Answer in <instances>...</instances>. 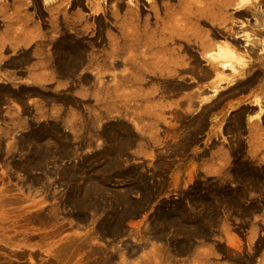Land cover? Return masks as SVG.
I'll use <instances>...</instances> for the list:
<instances>
[{"label":"rangeland","instance_id":"1","mask_svg":"<svg viewBox=\"0 0 264 264\" xmlns=\"http://www.w3.org/2000/svg\"><path fill=\"white\" fill-rule=\"evenodd\" d=\"M162 1L176 7V1ZM207 1L212 20L195 23V31L214 48L203 54L205 50L194 47L196 64L181 41V46L173 44L177 51L167 45L170 56L178 58V66L169 67L179 69L171 75L182 76L177 79L153 69L159 65L156 58L164 55L160 47L148 48L150 56L157 52L158 65L153 55L146 56L149 50L139 44L141 17L135 20L132 4L124 21H129L127 45L140 55L147 51L143 54L150 63L142 64L145 69L139 63L142 55L136 54L137 59L135 52L130 61L103 59V52H110L106 31L122 43L113 23L125 7H116L115 15L102 20L106 31L99 34L95 11L104 7L113 14L114 2L0 0V264H264V6L255 17L263 19L258 25L249 16L233 18L237 0H227L225 8L215 0L214 10L215 1ZM142 3L139 0L136 8L141 16L146 13ZM239 23H254L256 31L243 30L235 45L229 34L210 35L212 26L226 31ZM245 35L251 37L246 40ZM64 37L91 57L78 66L75 49L53 46ZM129 38L140 41L135 42L138 48ZM215 45L243 58L233 65L238 72L219 64L214 70L208 64ZM19 56L24 63L21 58L12 65L10 60ZM33 73L35 78L28 76ZM251 73L258 75V83L246 84ZM242 84L246 87L240 88ZM254 98L260 99L252 103ZM254 123H259L256 128ZM123 137L129 141L124 150Z\"/></svg>","mask_w":264,"mask_h":264},{"label":"bare ground","instance_id":"2","mask_svg":"<svg viewBox=\"0 0 264 264\" xmlns=\"http://www.w3.org/2000/svg\"><path fill=\"white\" fill-rule=\"evenodd\" d=\"M103 1V0H102ZM108 1V6L111 4V2H114L113 4H111V9L113 10V14H110L107 10L105 11L103 8L104 7H100L101 8V12L99 13V12H97V11H99V10H96L95 11V14L94 15H96L97 16V19H96V22H97V26H95L97 29H96V31H98V33L99 34H104V32L103 31H106V30H104V29H106L105 28V24H106V26H107V23H104V22H102V20L104 21V19L106 18V17H108V15H109V18H110V16L112 15H115L114 13H117L116 11L117 10H115V8L117 7V8H124V12L121 14L122 16L121 17H115V19H114V23L111 21V23H113L114 25L116 24L117 25V30H118V35H119V39H120V42H122L121 44H117V38L116 39H114L113 37H111V36H109L107 33V31H106V35L104 34L103 36H106V38H107V47H108V49L110 50V52H107L108 50L106 49V52L107 53H105V52H103V55H104V58L103 59H105V60H108V59H111V60H113L114 61V63H115V61H117L116 59H118V58H121V60H125V59H127V60H129L130 61V59H129V57L128 56H130V54H131V56L134 54V52H135V58H137V59H139L138 57H136V54H139V57H141V55H142V57L143 58H141L140 60H139V63H140V65H138L137 63H135L136 64V66L138 65V66H140V67H142V66H144V65H146V62H148V63H150L148 60H146L147 58L146 57H144V54H143V52H147V51H144V49L143 50H141L142 52V54L140 55V51H137V53H136V50L134 51L133 49H135L134 47H132L133 49V51L134 52H132V51H130L129 50V46H131V45H127V41H128V39H127V37H128V34H127V32H126V30L128 29V27H129V24H126V23H128V22H126V23H124V21L126 20V18L127 19H129L127 16H128V14H130V13H128V12H131V11H129V6H128V3L129 4H132V7H133V9L135 10V11H133L134 13H131L132 15H134V18H135V20L137 19L138 20V14H139V17H141L140 18V27L139 28H141V30H140V32H141V41L142 42H138V39H137V41L135 40V39H132V38H129V40H130V44H133V43H131V41L133 40H135L134 41V43L135 42H137V43H139V44H141V47H143V45H144V47L147 49V50H149L151 47H154V46H156V47H160V50L162 51V53H163V57L160 59V57H159V53H158V57L159 58H156L157 60H160V61H157L158 62V64L155 62V55H157L156 53L157 52H153V56H154V58H152L153 56L151 55L150 56V54L152 53L150 50H149V54L147 55L146 54V56H149L148 58H152L153 60H154V65H158L157 67H155V66H153V69H156L155 70V72L157 73V74H159V75H165L166 77L167 76H170L171 77V75H173L176 71H178V70H176L175 72H173L174 70L172 69V68H176L177 66H178V63L176 62V60L178 59V58H176V60L175 59H173V57H171L170 55H172V54H170V51H171V49H173L171 46H173V44L174 43H176V42H179V41H181V43L183 44V46L182 47H184L185 49H186V51L188 52H190L191 54H192V58H193V60L194 61H192L193 63L196 61V59L198 60V58H196V56H193V54H194V52L192 51V49L195 47L197 50H201V52L203 53L204 52V50L206 51V52H204L203 54H205V53H208V51H210L211 49H212V47H213V44H212V46H211V44L210 43H208V40H207V38H206V40L207 41H203V40H201L200 38H199V36H198V32L197 31H195L196 30V28L197 27H195V23H199L200 21V23H202V22H205L206 23V21L208 22V21H211L212 19L210 18V15H209V12H210V10L208 11V9H210V8H207L209 5L208 4H206V5H208V6H205V3L202 1V0H173V1H176V7H174V6H170V5H165L164 4V2L165 1H162V0H157V4H152L151 3V1L149 0H143V5H145L144 7H146V8H144L145 10V14L143 13L142 14V16H141V11L138 9L137 11H136V8H138V6H139V4H138V2H139V0H107ZM145 1V2H144ZM156 1V0H155ZM207 1V0H206ZM215 0H213V2H214ZM230 1V3H232V1H234V0H229ZM229 1H228V3H229ZM106 2V1H105ZM163 2V3H162ZM212 3V2H210V0H208L207 1V3ZM258 2H260L261 4H262V6L260 7L259 6V3ZM93 3V2H92ZM110 3V4H109ZM166 3V2H165ZM227 3V0L226 1H224V0H221L220 1V3L218 4V1H215L211 6H212V8L211 9H213V8H215L216 6H218L219 5V7H220V5L221 6H228L229 4ZM235 3V2H234ZM90 4V3H89ZM95 3H93V5H94ZM141 4V5H142ZM218 4V5H217ZM96 5V4H95ZM236 6H235V8H236V12H235V14H236V16L237 17H233V18H238V17H243V16H249V17H251V19H253V18H255L256 16H258V15H262V11H263V6H264V0H259V1H255V0H237V3L235 4ZM99 7V6H98ZM222 7V8H223ZM99 8V9H100ZM177 9V11H175L176 9ZM225 8V7H224ZM234 8V9H235ZM97 9V8H96ZM109 9V8H108ZM110 9V10H111ZM217 9V8H216ZM219 10L218 11H220V8H218ZM233 9V10H234ZM94 10H95V8H94ZM131 10H132V8H131ZM206 10H207V12H206ZM214 10V9H213ZM222 10V9H221ZM261 10V11H260ZM128 11V12H127ZM112 12V11H111ZM264 12V11H263ZM97 13H99V14H97ZM128 13V14H127ZM233 13V12H232ZM231 13V14H232ZM231 14H230V16H231ZM161 15H162V17H161ZM234 16V15H233ZM91 17H93V16H91ZM129 17H130V15H129ZM260 17V16H259ZM264 17V16H263ZM96 18V17H95ZM133 18V17H132ZM133 18V19H134ZM257 18V17H256ZM255 18V19H256ZM130 19H131V17H130ZM192 19V20H191ZM153 20V21H152ZM257 20V19H256ZM256 20H254L255 22H256ZM260 20L262 21L263 19H261L260 18ZM107 21V20H106ZM105 21V22H106ZM127 21V20H126ZM131 21V20H130ZM133 21V20H132ZM192 21H195V22H192ZM261 21H258L257 20V24L259 25V22L261 23ZM248 22V21H247ZM254 22V23H255ZM104 23V24H103ZM249 23V22H248ZM254 23L253 24H251V26H248V27H243L242 26V24L241 23H239L240 25L238 26V27H240V28H242V29H238V27L235 29L234 27H230L229 29H227L226 31H220V30H218L217 28H215V27H213L212 26V28H210L211 29V34L210 35H217V36H220V35H218L219 33H221L222 35H224V36H226L227 34H229V36L227 35V37L230 39L231 37H233V38H231V40L233 39V40H235V43H233L234 45L236 44V39H239V37L240 36H242V35H240V33H243L244 31L243 30H245V29H250L251 31L253 30V29H255V30H253V31H256V27H254L255 25H254ZM207 24V23H206ZM236 24V23H235ZM131 25H133V23L131 24ZM130 25V26H131ZM232 25V24H231ZM233 25H234V23H233ZM249 25V24H248ZM85 26V25H84ZM83 26V27H84ZM134 26H135V24H134ZM138 26V25H137ZM208 26V25H207ZM230 26V25H229ZM260 26H262V27H264V25H262V24H260ZM93 27V26H92ZM114 27H116V26H114ZM132 27V26H131ZM130 27V28H131ZM259 26H257V28H258ZM137 29V28H135V27H132V29ZM115 29V30H116ZM131 30V29H130ZM129 30V31H130ZM139 30V29H138ZM138 30H136L137 32H138ZM94 31V30H93ZM131 31H133V33L135 32L134 30H131ZM131 34H132V32H130ZM129 33V34H130ZM63 34H65V33H63ZM131 34H130V37H131ZM135 34L136 35H138L136 32H135ZM135 34H134V36H135ZM66 35V34H65ZM97 35V34H96ZM140 35V34H139ZM139 35H138V37H139ZM209 35V36H210ZM62 36H64V35H62ZM67 36V35H66ZM99 36V35H98ZM133 36V35H132ZM216 36V37H217ZM96 37V36H95ZM102 37V36H101ZM118 37V36H117ZM136 37V36H135ZM137 37V38H138ZM222 38H223V36H221ZM245 37V39L246 38H249V37H251V36H244ZM63 38V37H62ZM67 38V37H66ZM68 38H70V37H68ZM96 38H98V37H96ZM103 38V37H102ZM105 38V39H106ZM134 38V37H133ZM192 39H194V42L193 43H191L192 42ZM210 39H212L211 37H210ZM217 39V38H216ZM215 39V40H216ZM227 39V38H226ZM232 40V41H233ZM246 40H248V39H246ZM253 40V39H252ZM70 41V40H69ZM103 41V40H102ZM132 41V42H133ZM213 41V40H212ZM225 41H227V40H225ZM61 42V43H60ZM71 42V41H70ZM119 42V43H120ZM214 42V41H213ZM55 43H57L56 44V46L54 45V43H53V46L54 47H56V48H64V49H66L67 51H69V50H74L77 46H75V45H71V44H69V42L67 43V39H65V37H64V40L63 41H59V42H56L55 41ZM96 43H97V41H96ZM137 43H135V44H137ZM142 43H143V45H142ZM181 43L179 42L178 44H180V45H178V46H181ZM61 44H63V45H61ZM78 44V43H77ZM98 44V43H97ZM100 44V43H99ZM128 44H129V42H128ZM139 44H137V45H135L136 46V48H138V46H139ZM197 44V45H196ZM217 44V43H216ZM226 44V43H225ZM228 44H230V43H227L226 45H228ZM167 45H169V47H171V49H168L167 48ZM174 46L176 47V45L174 44ZM173 46V47H174ZM177 46V47H178ZM209 46H211L210 48H209ZM216 47H215V50H216V54H215V56H211L210 58H206L207 59V62H208V64L215 70L216 68H217V65L219 64L220 65V68L221 69H224L223 67H228L229 69H230V71L232 70L231 69V67L234 69V71L236 72L237 70H236V68H234V66L236 65V64H239L240 63V61H242L243 60V58H242V60L238 57V55L235 53V50L234 51H228V48L227 49H223L224 47H222V45H220L219 47L217 46V45H215ZM231 46V45H230ZM143 47V48H144ZM175 47H174V49H175ZM229 47V46H228ZM235 47V46H234ZM55 48V49H56ZM149 48V49H148ZM179 48V47H178ZM214 48V47H213ZM237 48V47H236ZM236 48H234V49H236ZM1 49V48H0ZM102 49H104V48H102ZM140 49V48H139ZM139 49H137V50H139ZM142 49V48H141ZM145 49V50H146ZM177 49V48H176ZM175 49V50H176ZM180 49V48H179ZM185 49H183V50H185ZM207 49V50H206ZM208 49H210V50H208ZM54 50V49H53ZM159 49H157L156 51H158ZM182 50V51H183ZM213 50V49H212ZM214 50V51H215ZM65 51V50H64ZM100 51H102V50H100ZM177 51V50H176ZM71 52V51H70ZM92 52V51H91ZM139 52V53H138ZM198 52V51H197ZM200 52V51H199ZM62 53H64V52H62ZM67 53H69V52H67ZM72 53V52H71ZM70 53V54H71ZM78 53V54H77ZM90 53V52H89ZM99 53V52H98ZM154 53H155V55H154ZM162 53H160V55H162ZM174 53H175V51H174ZM179 52H177V54H178ZM190 53H189V56H190ZM196 53V52H195ZM250 53V52H249ZM57 54V53H56ZM55 54V55H56ZM251 54H252V52H251ZM254 54V53H253ZM259 54V53H258ZM23 55V57H24V55L25 54H22ZM67 55V54H66ZM73 55H74V53H73ZM95 55V54H94ZM93 55V56H94ZM126 55H127V57H126ZM196 55V54H195ZM53 56V55H52ZM69 56V55H68ZM72 56V55H71ZM92 56V57H93ZM96 57L95 58H98L99 56L98 55H95ZM98 56V57H97ZM180 56V55H179ZM201 56V55H200ZM251 56V55H250ZM20 57V58H19ZM19 57H16V58H12L10 61H11V63H12V65H18V64H20V62H21V58H22V56H19ZM54 57V56H53ZM53 57H51V59L53 58ZM65 57V56H64ZM73 57V56H72ZM87 57H91L90 55L88 56L87 54L85 55V56H83V53H82V49H81V46L78 44V50L77 49H75V55H74V60L75 61H78V66H79V64H81V63H83V62H85V59H87ZM101 57H102V55H101ZM134 57V56H133ZM157 57V56H156ZM182 57V55L180 56V59H182L181 58ZM184 57V56H183ZM207 57V56H206ZM59 58H60V60H62L61 59V56H59ZM63 58V57H62ZM69 59L71 58V57H68ZM145 58V59H144ZM189 58V57H188ZM203 58H205V57H203ZM252 58V57H251ZM23 59V58H22ZM26 59V58H25ZM91 59V58H90ZM89 59V60H90ZM185 59L186 58H184V62H188L189 63V61L190 60H188L187 59V61H185ZM190 59V58H189ZM240 59V60H239ZM55 60H56V58H55ZM71 60V59H70ZM89 60H88V63H94V62H92V61H95V60H93V58H92V60L89 62ZM98 60V59H97ZM9 61V62H10ZM26 61V60H25ZM57 61V60H56ZM55 61V62H56ZM63 61V60H62ZM61 61V62H62ZM68 61V60H67ZM74 61V63L76 64L77 62H75ZM120 61V60H119ZM128 61V62H129ZM135 61H138V60H136L135 59ZM180 61H183V60H180ZM58 62H60V61H58ZM70 61H68V62H66V63H69ZM99 62H100V60H99ZM102 62H105V61H103L102 60ZM108 62V61H107ZM109 62L111 63V61L109 60ZM122 62V61H121ZM191 62V61H190ZM244 62H245V60H244ZM22 63H24V59H23V62ZM71 63H72V61H71ZM91 63H90V65H91ZM123 63V62H122ZM130 63V62H129ZM147 63V64H148ZM156 63V64H155ZM182 63V62H181ZM186 63H183V64H186ZM196 63V62H195ZM242 63V62H241ZM249 63V62H248ZM10 64V63H9ZM55 64V63H54ZM61 64H63V63H61ZM96 64V63H95ZM104 64H106V63H104ZM103 64V65H104ZM127 63L125 62V65H126ZM142 64H144V65H142ZM197 64V63H196ZM58 65V64H57ZM70 65V64H69ZM69 65H67V68H68V66ZM97 65H99V63L97 64ZM111 65H112V63H111ZM110 65V66H111ZM125 65H122L123 67L125 66ZM129 65H134V64H132V62L129 64ZM129 65H127V66H129ZM234 65V66H233ZM245 65V64H244ZM247 65V64H246ZM262 65V64H261ZM10 66V65H9ZM92 66H94V65H92ZM116 66H118V65H116ZM135 66V67H136ZM138 66H137V68H138ZM147 66V65H146ZM172 66V68H169V67H171ZM230 66V67H229ZM248 66V65H247ZM258 66V65H257ZM11 67V66H10ZM16 67V66H15ZM18 67V66H17ZM66 67V66H65ZM77 67V66H76ZM75 67V68H76ZM155 67V68H154ZM185 67V66H184ZM188 66H186V68H187ZM193 66L191 65V68H192ZM72 68V67H71ZM126 68V67H125ZM137 68H135V69H137ZM143 68V67H142ZM145 68H147V67H145L144 66V69ZM181 68V67H180ZM101 69H103V68H101ZM127 69V68H126ZM144 69H141L140 68V70H144ZM169 69H172V70H169ZM192 69H194L195 70V68H192ZM192 69L190 70V71H192ZM245 69V68H244ZM69 70V69H68ZM72 70V69H71ZM99 70V69H98ZM138 70V69H137ZM145 71V70H144ZM144 71H142V72H144ZM147 71V70H146ZM181 71V70H180ZM183 71H186L187 73H188V71H189V69H187V70H185V68H184V70ZM182 71V72H183ZM233 71V70H232ZM247 71V70H246ZM245 71V72H246ZM60 72H62V71H60ZM139 72V71H138ZM137 72V73H138ZM141 72V71H140ZM172 72H173V74H172ZM196 72V71H195ZM238 72V71H237ZM249 72V71H248ZM261 72V71H260ZM136 73V72H135ZM179 73V72H178ZM192 73L194 74V71H192ZM192 73H190V74H192ZM232 73V72H231ZM243 73H244V71H243ZM247 73V72H246ZM252 73H254V72H252ZM251 73V78L252 79H250L248 82H246V84L248 83H250V84H253L252 82H254V81H256L257 82V80H258V75H254L253 77H252V74ZM139 74V73H138ZM153 74V73H152ZM177 74V73H176ZM180 74H181V72H180ZM247 74H249V73H247ZM257 74V73H256ZM264 74V73H263ZM205 75H207V73L205 74ZM212 75V74H211ZM86 76V75H85ZM136 76H137V74H136ZM174 76H175V74H174ZM177 76H179L178 74H177ZM176 76V77H177ZM204 76V75H203ZM232 76V75H231ZM235 76H237L236 74L235 75H233V77H235ZM245 76H247V75H245ZM131 77V76H130ZM133 77V76H132ZM176 77H171V78H176ZM182 77V76H181ZM180 76H179V78H181ZM232 77V78H233ZM250 77V76H249ZM162 78V77H161ZM164 78V77H163ZM178 77H177V79H179ZM237 78V77H236ZM133 79V81L134 80H137V79H134V78H132ZM131 79V80H132ZM167 79V78H166ZM166 79H165V81H166ZM176 79V80H177ZM243 79H244V77H243ZM264 79V78H263ZM167 80H169V79H167ZM176 80H173V81H176ZM181 80V79H180ZM247 80V79H246ZM259 81H260V79H259ZM258 81V82H259ZM263 81V80H262ZM244 82V81H243ZM257 82V83H258ZM173 84H175L174 82H172ZM238 83V82H237ZM261 83V82H260ZM246 84H242L241 86H240V88H244V87H246ZM167 85V84H166ZM255 85H256V83H255ZM260 85V84H259ZM164 86V85H163ZM170 86H171V84H170ZM236 86V85H235ZM258 86V85H257ZM254 87H256V86H254ZM260 87V86H259ZM239 88V87H238ZM179 89V88H178ZM253 89V88H252ZM1 90V89H0ZM174 90H175V88H174ZM233 90H235V88L233 89ZM240 90V89H239ZM250 90H251V88H250ZM118 91V90H117ZM131 91H133V90H131ZM130 91V92H131ZM135 91V90H134ZM140 91V90H139ZM164 91V90H163ZM237 91V90H236ZM242 91V90H241ZM240 91V92H241ZM260 91V90H259ZM20 93H22V91H19ZM112 92H114V91H112ZM122 92H124V91H122ZM168 92V91H167ZM174 92V91H173ZM255 92V91H254ZM17 93L18 92H14V94H15V96H17ZM129 93V92H128ZM134 93H136V95L138 94V92L136 91V92H134ZM134 93H129V94H134ZM238 93V92H237ZM252 93V92H251ZM259 93V95H257V96H261V93L260 92H258ZM264 93V92H263ZM115 94H118V93H116V91H115ZM124 93H121V95H123ZM175 94H177L178 95V93L176 92ZM249 94V93H248ZM253 94V93H252ZM1 95V94H0ZM139 95H141V94H139ZM138 95V96H139ZM177 95H176V97H177ZM22 96V95H21ZM173 96V95H172ZM178 96H180V95H178ZM0 98H1V96H0ZM18 98H20V97H18ZM260 99V98H259ZM258 98L256 99V98H254V99H252L253 100V102L252 103H254L255 101L254 100H256V102L259 100ZM260 102V101H259ZM257 104H259V103H257ZM263 109V108H262ZM260 110V109H259ZM261 111V110H260ZM236 113H238L239 114V112H236ZM264 114V113H263ZM236 115V114H235ZM240 115V114H239ZM239 115H238V117H239ZM241 120V119H240ZM198 121H199V119H198ZM254 122V121H253ZM256 122V121H255ZM198 123V122H197ZM200 123V122H199ZM198 123V124H199ZM252 123V122H251ZM255 125H256V123H254ZM259 124V123H258ZM257 124V125H258ZM250 125H252V124H250ZM257 125L255 126V128L257 127ZM119 126V125H118ZM228 126V125H227ZM242 126V125H241ZM228 127H230V126H228ZM239 127V126H238ZM252 127V126H251ZM253 127H254V125H253ZM194 128H196V127H194ZM193 128V129H194ZM227 128V127H226ZM122 129V128H121ZM250 129V128H249ZM252 129H254V128H252ZM259 129V128H258ZM107 130V129H106ZM232 130V129H231ZM239 130V129H238ZM33 130H31V132H32ZM35 131V130H34ZM33 131V132H34ZM118 131V130H117ZM224 131H226L227 132V130L226 129H224ZM229 131H230V128H229ZM252 131H254V130H252ZM251 131V132H252ZM257 131H260V130H256V132ZM116 132V131H115ZM114 132V133H115ZM231 132V131H230ZM255 132V131H254ZM254 132H253V134H254ZM30 133V132H29ZM28 133V134H29ZM107 133H109V132H107ZM113 133V134H114ZM118 133V132H117ZM129 133V132H128ZM233 133V132H232ZM239 133H241V130H240V132ZM33 134V133H32ZM36 134H37V132H36ZM130 134V133H129ZM231 134V133H230ZM250 134V133H249ZM252 134V133H251ZM252 134V135H253ZM257 134H259L258 132L257 133H255V136L257 135ZM50 135V134H49ZM107 135V134H106ZM115 135V134H114ZM113 135V136H114ZM119 135V134H118ZM110 136V135H109ZM108 136V137H109ZM115 136H117V135H115ZM114 136V137H115ZM120 136H121V134H120ZM123 136V135H122ZM122 136H121V138H122ZM250 136V135H249ZM254 136V135H253ZM112 137V136H111ZM110 137V138H111ZM113 137V138H114ZM252 137V136H251ZM109 138V139H110ZM119 138V137H118ZM132 139L134 138V136L133 137H131ZM254 139H255V137H253ZM252 138V140H254ZM26 139V138H25ZM194 139V138H193ZM27 140V139H26ZM113 141V140H112ZM126 143H129V141H128V139L127 138H124L123 137V139H122V141H121V148H122V150H124V147H125V144ZM133 143V142H132ZM238 144H239V142H238ZM252 144H253V141H252ZM252 144H250L249 143V145H251L252 146ZM114 145V144H113ZM116 145V147H117V144H115ZM240 145V144H239ZM113 147H115V146H113ZM118 147H120V145H118ZM117 147V148H118ZM234 149H235V147L234 146H232ZM231 147V148H232ZM241 147V146H240ZM111 148V147H110ZM116 148V149H117ZM115 149V148H114ZM128 148H126V150H127ZM106 150H109V149H107L106 148ZM118 150H121L120 148L118 149ZM117 150V151H118ZM232 151H233V149H231ZM238 152H241V151H239V150H237ZM116 152V151H115ZM120 152V151H119ZM118 152V153H119ZM123 152V151H122ZM125 152V151H124ZM114 153V150H112V154ZM117 153V152H116ZM234 153V152H233ZM242 153V152H241ZM111 154V155H112ZM231 154V153H230ZM235 154H236V151H235ZM110 155V156H111ZM212 157V156H211ZM109 159H110V157H109ZM115 159H117V158H115ZM119 160V159H118ZM114 161V160H113ZM240 161V160H239ZM110 162H112V161H110ZM115 162V161H114ZM113 162V163H114ZM119 162V161H118ZM117 162V163H118ZM235 162V161H234ZM112 163V164H113ZM116 163V164H117ZM108 164H109V161H108ZM238 164V163H237ZM244 164V163H243ZM105 165V164H104ZM110 165V164H109ZM114 165H115V163H114ZM118 165V164H117ZM116 165V166H117ZM113 166V165H112ZM234 166V165H233ZM236 166V165H235ZM108 167V166H107ZM106 167V168H107ZM115 167V166H114ZM104 168V167H103ZM105 168V169H106ZM113 168V167H112ZM96 169H98V168H96ZM108 169V168H107ZM238 169V168H237ZM247 169H249V168H247ZM93 170L94 169H92V172H93ZM111 170V169H110ZM246 170V169H245ZM261 170V169H260ZM231 171V170H230ZM128 172H129V170H128ZM128 172H126V173H128ZM240 172V171H239ZM252 172V171H251ZM125 173V172H124ZM250 173V172H249ZM232 174V173H231ZM240 174V173H239ZM234 175V173L232 174V176ZM245 175H246V173H245ZM250 175H251V173H250ZM257 176H261V175H257ZM256 177V176H255ZM263 177V176H262ZM231 178V177H230ZM235 178V177H234ZM241 178V177H240ZM242 178H244V177H242ZM250 178V177H249ZM254 178V177H253ZM259 179V178H258ZM90 180V179H89ZM92 180H93V178H92ZM225 180H227V179H225ZM229 180V179H228ZM240 180V179H239ZM246 180V179H245ZM244 179H243V182L245 181ZM223 181V180H222ZM234 181V180H233ZM249 181V180H248ZM259 181V180H258ZM237 182H238V180H237ZM242 182V181H241ZM246 182V181H245ZM260 182V181H259ZM262 182V181H261ZM264 182V181H263ZM257 183V178L255 179H253V184H256ZM133 184V183H132ZM144 184V183H143ZM258 184V183H257ZM262 184V183H261ZM220 185V184H219ZM240 185V184H239ZM242 185V184H241ZM254 186H256V185H254ZM261 186H263V185H261ZM257 187V186H256ZM212 189H213V187H211ZM210 188V189H211ZM215 188V187H214ZM258 188V187H257ZM79 189V188H78ZM208 189H209V187H208ZM218 189H220V188H218ZM256 189V188H255ZM259 189V188H258ZM261 189H262V187H261ZM83 190V189H82ZM87 189H85V191H86ZM237 190H239V189H237ZM88 191L89 192H85V193H90L91 192V189L89 190L88 189ZM210 191V190H209ZM214 191V190H213ZM216 191V190H215ZM255 191V190H254ZM76 192H78V191H76ZM82 192V191H81ZM80 192V193H81ZM210 192H212V191H210ZM220 192V191H219ZM222 192V191H221ZM230 191H228V193H229ZM80 193H78L79 194V196H80ZM83 193V192H82ZM147 193V192H146ZM146 193H143V195L144 194H146ZM238 193V192H237ZM236 193V194H237ZM222 194H224V193H222ZM243 194V193H242ZM77 195V194H76ZM240 195V194H239ZM78 196V195H77ZM86 196H88V195H86ZM123 196V195H122ZM147 196V195H146ZM228 196V195H227ZM230 196V195H229ZM243 196V195H242ZM81 197H82V195H81ZM90 197V195L88 196V198ZM121 197V196H120ZM225 197V196H224ZM85 197L83 196V199H84ZM87 198V197H86ZM91 198H92V196H91ZM122 198V197H121ZM243 198V197H242ZM120 199V198H119ZM233 199V198H232ZM92 200H93V198H92ZM117 200V199H116ZM122 200V199H121ZM195 200V199H194ZM223 200V199H222ZM225 200V199H224ZM226 200H227V198H226ZM230 200V199H229ZM235 200H237V199H235ZM80 201H83V200H81L80 199ZM89 201V200H88ZM91 201V200H90ZM90 201H89V203H90ZM228 201V200H227ZM83 202H85V201H83ZM82 202V203H83ZM120 203H121V201H119ZM124 204L126 203L125 202V199H124V201H122ZM226 202V201H225ZM236 202V201H235ZM79 203V202H78ZM77 203V204H78ZM89 203H86V205L87 204H89ZM94 203V202H93ZM92 203V204H93ZM122 203V204H123ZM132 203H134V202H132ZM177 203V202H176ZM231 203V202H230ZM237 203V202H236ZM95 204V203H94ZM129 204V203H128ZM127 204V205H128ZM131 204V203H130ZM137 204V203H136ZM139 204V203H138ZM225 204V203H224ZM227 204H229V203H227ZM232 204V203H231ZM235 203H233V205H234ZM79 206H81V203H79L78 204ZM126 205V206H127ZM133 205V204H132ZM131 205V206H132ZM207 205V204H206ZM209 205H210V203H209ZM237 205V204H236ZM130 206V205H129ZM178 206V205H177ZM133 207V206H132ZM210 207V206H209ZM231 207H233V206H231ZM194 208H196V206L194 207ZM206 208H207V206H206ZM212 208V207H211ZM227 208H228V206H227ZM130 209V208H129ZM135 209H137V208H135ZM197 209V208H196ZM230 209V208H229ZM125 210H128L127 208H125ZM204 210H205V208H204ZM197 211V210H196ZM206 211L207 210H205V212L204 213H206ZM210 211V210H209ZM135 212V211H134ZM208 213V212H207ZM210 213V212H209ZM197 214V213H196ZM159 215H160V213H159ZM170 215V214H169ZM194 215H195V212H194ZM204 215H206V214H204ZM209 215V214H208ZM175 216V215H174ZM196 216V215H195ZM177 217V216H176ZM172 218V217H171ZM175 218V217H174ZM174 218H173V220H174ZM200 218H201V216H200ZM206 218V217H205ZM210 218V217H209ZM175 219H177V218H175ZM115 221V220H114ZM116 222V221H115ZM196 223H197V221H195ZM105 223V222H104ZM117 223H118V221H117ZM198 224H200L199 222H198ZM113 225H114V223H113ZM203 226V225H202ZM202 226H201V228H202ZM110 229V228H109ZM204 229V228H203ZM195 230V229H194ZM201 230V229H200ZM199 230V231H200ZM201 231H203V230H201ZM195 233V232H194ZM196 234H197V229H196ZM200 234H201V232H200ZM199 234V235H200ZM198 235V236H199ZM246 263L248 264V262L246 261Z\"/></svg>","mask_w":264,"mask_h":264},{"label":"crops","instance_id":"3","mask_svg":"<svg viewBox=\"0 0 264 264\" xmlns=\"http://www.w3.org/2000/svg\"><path fill=\"white\" fill-rule=\"evenodd\" d=\"M36 75H37V73H33L32 75L28 74L29 77L34 76V78Z\"/></svg>","mask_w":264,"mask_h":264}]
</instances>
